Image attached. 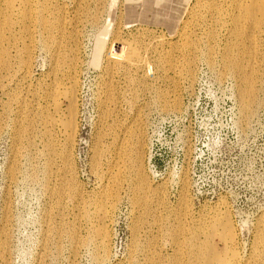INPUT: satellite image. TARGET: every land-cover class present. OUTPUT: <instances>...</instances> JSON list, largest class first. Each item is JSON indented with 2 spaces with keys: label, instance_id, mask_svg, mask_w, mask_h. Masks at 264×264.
<instances>
[{
  "label": "rangeland",
  "instance_id": "rangeland-1",
  "mask_svg": "<svg viewBox=\"0 0 264 264\" xmlns=\"http://www.w3.org/2000/svg\"><path fill=\"white\" fill-rule=\"evenodd\" d=\"M31 11L0 17V264H197L198 230L223 214L238 264H264V13L242 33L231 0H33ZM70 75L66 146L43 119ZM58 105L64 121L69 100Z\"/></svg>",
  "mask_w": 264,
  "mask_h": 264
},
{
  "label": "bare ground",
  "instance_id": "bare-ground-1",
  "mask_svg": "<svg viewBox=\"0 0 264 264\" xmlns=\"http://www.w3.org/2000/svg\"><path fill=\"white\" fill-rule=\"evenodd\" d=\"M32 1L33 0H1L0 17L3 20L2 22L6 23V24L12 23L14 15H16L18 13H21L20 15H22L23 19L24 18L26 20L28 18L31 19L32 18V11H31L32 10ZM231 1H233L234 6H235V11H236L235 15L233 16L234 27L237 26L239 28L240 32L243 33V31H246V32L251 31L252 32L253 29L255 30V26H258V25L260 26V22H259V24L257 22L259 21L260 17L264 13V0H260V2H255V1H252V0H231ZM211 9L213 11L214 10H218V7L214 6V4H211ZM259 15H260V17H259ZM35 19L42 25V27L44 29H48V27H49L48 26V22H47V20L45 18V14H43V11L40 12V13L38 12L35 15ZM248 19L252 20V25L248 26V29H247L246 26H245V22ZM260 21H261V19H260ZM2 22H1V24H2ZM1 24H0V26H1ZM1 39H2V35L0 34V42H1ZM2 52H3V50L0 48V63L1 64L4 63V59L3 60L1 59L2 58V55H1ZM225 53H226L225 55H228L229 54V50H227ZM228 58L231 61L232 58L231 57H228ZM233 62L234 63H232V65L234 64L236 67L239 68V65L236 63V60L235 61L233 60ZM22 64L24 65L23 67L27 68V66H26L27 65V61L26 60H23ZM183 75L186 76V78L187 77H189V78L191 77V66H190V64L186 65ZM67 78H69L68 86L66 85L64 87H61L59 84H56L54 86L53 91H52V99L55 100V102H53L54 106H55L54 112H53V115H50V114L45 115V117H44L45 120L43 119V122L45 121V123H47V124H55V123H57L60 127H62V132L65 135V142H66V143L65 142H63V143H65L66 146L68 144L70 145L71 141L73 140L72 138H73V135H74V132H75V122H74L75 104H74V96H75V92H76L75 91V84H74L73 75H70ZM251 82H253V81H251ZM251 84H253V83H251ZM251 84H250V87L252 88ZM249 91H250V93H252V89H250ZM60 97H64L65 99L69 100V111H68L69 114L67 115V117H66V119L64 121L58 119V117L56 119V116L59 115V114L58 115H56V114H57L58 109H59L58 108V106H59L58 105V99ZM56 121H58V122H56ZM137 143H138V141H137ZM127 152H129V151H127ZM129 153H131V152H129ZM133 153L135 155L133 160L134 161H140L141 157H140L139 153H137L136 151H134ZM136 174L138 176V179L141 180V185L143 186V181H142L143 173H142V170L141 169H137ZM144 185H145V182H144ZM101 206H103V205H101ZM104 207H105V205H104ZM98 209H101V207L98 208ZM101 214H103V217L105 218L106 215H107V210L105 208L104 209L102 208ZM216 218H217V216H216ZM216 218H215V220H212L213 222H210L212 224L209 223L210 224L209 225L210 229L205 230V229H201L200 228V230H198L197 235L195 236V237L198 236L196 238V242L193 241L192 243H194V244L190 243L192 245L191 246L192 248H190V249H192L193 258H195L197 264H238V262H239L238 260H240V258L238 257L237 251L235 249V243H236L235 235H234L233 228H232V225L230 223V220H229V218H228V216L226 214L221 215L217 219ZM213 228H217V229L220 230L218 234H219L220 239L223 240V243H224L223 249L221 248L222 249L221 254L216 252L215 250H213V249H211L209 247L208 240H209L211 234L215 232V229H213ZM95 233H96L95 235L97 236V238L99 240L98 243H100L102 245H104V244L106 245L107 234H106V231L104 230V228L103 227L99 228V229L97 228ZM200 234H203L205 236V238L204 239H199ZM190 239H192V238H190ZM6 248H7L6 247V241L2 238V240H0V255H3L1 253H4L3 251H5ZM260 255H262V253H260ZM254 256H255V254H254ZM261 259L264 260V255L262 256ZM253 261H255V259ZM256 262H258V259H257ZM253 263H255V262H253Z\"/></svg>",
  "mask_w": 264,
  "mask_h": 264
}]
</instances>
